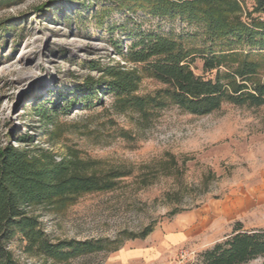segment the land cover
<instances>
[{
    "label": "rangeland",
    "instance_id": "rangeland-1",
    "mask_svg": "<svg viewBox=\"0 0 264 264\" xmlns=\"http://www.w3.org/2000/svg\"><path fill=\"white\" fill-rule=\"evenodd\" d=\"M240 2L244 18L254 1ZM138 28L194 30L178 18L85 10L70 1L0 4V148L19 144L40 158L77 162L83 175L109 184L26 209L52 242L95 240L104 251L55 261L17 236L9 250L19 264H198L199 253L230 234L235 222L264 227V105L224 101L194 114L139 72L134 94L147 103L143 110L121 109L91 66L138 70L117 54ZM191 68L214 76L199 57ZM258 78L264 80V62ZM88 82H95L94 93ZM86 93L96 94L92 105L83 103ZM38 106L46 108L47 120L36 115ZM147 227L148 235L139 237ZM129 252L146 255L120 257ZM247 264H264V257Z\"/></svg>",
    "mask_w": 264,
    "mask_h": 264
},
{
    "label": "trees",
    "instance_id": "trees-1",
    "mask_svg": "<svg viewBox=\"0 0 264 264\" xmlns=\"http://www.w3.org/2000/svg\"><path fill=\"white\" fill-rule=\"evenodd\" d=\"M8 1L11 0H0V4ZM54 1H70L85 10L100 6L101 11H140L149 17L178 18L194 27L191 32L178 34L140 28L129 33V46H118L117 54L124 62L139 65L138 70L118 63L91 66L106 78V92L121 109L143 110L147 103L134 94L140 82L139 72L162 83L165 88L161 91L166 97L194 114L210 113L224 101L264 105V80L258 78L264 62V0H253L244 18L240 0H51ZM93 17L102 27L103 20L96 10ZM194 57L202 60L204 71L214 70L212 78L193 72ZM87 85L94 93L95 82ZM88 95L83 96L86 106L92 105L93 97L97 99L96 94ZM36 109L39 118L48 119L46 108ZM81 171L77 162H55L48 155L40 158L19 144L0 148V264H19L9 250L17 236L38 254L55 261L105 250V245L95 240L52 242L40 221L26 210L31 205L64 201L109 187L107 182L100 183ZM150 231L151 227L145 228L139 237L144 238ZM119 248L113 246L110 251ZM258 257H264V227L244 229L238 221L230 234L199 253L198 264H247Z\"/></svg>",
    "mask_w": 264,
    "mask_h": 264
},
{
    "label": "crops",
    "instance_id": "crops-1",
    "mask_svg": "<svg viewBox=\"0 0 264 264\" xmlns=\"http://www.w3.org/2000/svg\"><path fill=\"white\" fill-rule=\"evenodd\" d=\"M146 255V253H143V252H129L128 254H121L120 253V257H123L124 256V260H126V258H128V257H139V256H145ZM121 261H123V260H121Z\"/></svg>",
    "mask_w": 264,
    "mask_h": 264
}]
</instances>
